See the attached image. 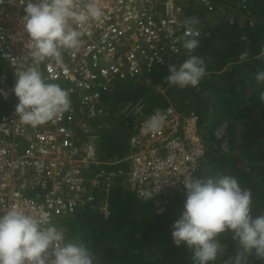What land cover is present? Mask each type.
I'll use <instances>...</instances> for the list:
<instances>
[{
	"label": "trees",
	"instance_id": "trees-1",
	"mask_svg": "<svg viewBox=\"0 0 264 264\" xmlns=\"http://www.w3.org/2000/svg\"><path fill=\"white\" fill-rule=\"evenodd\" d=\"M242 2L211 0L214 8L209 15L205 13L206 8L192 1L183 7L186 21L195 18L197 22L192 26L200 24L203 31L212 32L210 37L199 40V46L192 53L204 60L207 69L199 86H168L164 81L168 66L162 65L152 72L143 71L135 81L121 84L114 93L105 95L103 105L107 110L102 115L88 118V112H79L90 133L84 127H77L75 143L84 150V144L90 143L89 136L95 135L96 156L101 162H107L84 169L86 178L92 168V174L97 167V171H109L121 167V163L110 164L129 161L131 138L137 134L141 120L129 116L122 123L119 120L122 113L132 110L146 118L150 113L172 106L182 116L195 112L200 118L205 156L195 178H216L225 165H232L242 188L249 189L253 196L251 216L264 214V101L260 100L264 81L256 79V72L264 70V0H245L246 10ZM232 12L236 13L235 22L230 23ZM242 52L248 53L244 61L239 59ZM175 59L177 66L183 62L181 58L179 62ZM146 73L153 83L148 81ZM14 84L15 76L0 59V89L7 93V97L0 95V117L10 113L18 103L15 94L5 88ZM58 84L68 90V86ZM161 88L165 91H160ZM69 98L73 106L78 105V95L69 93ZM224 119L227 128L223 138H218L214 130ZM203 127L209 128V133ZM124 136L130 149L127 155L120 153L118 147L119 139ZM224 139H228L226 144ZM119 188L113 185L108 196L96 190L94 201L76 215L58 219L56 223L64 227L66 237L87 246L95 257V264H194L192 250L184 243L177 246L171 235L173 223L184 209L186 192H175L166 206L163 195L147 200L138 197L135 191H118ZM105 198L108 203L104 202ZM233 237L230 230L219 234L217 239L222 247L213 264H235V256L242 249ZM245 255L247 264H264V259L254 250Z\"/></svg>",
	"mask_w": 264,
	"mask_h": 264
},
{
	"label": "built area",
	"instance_id": "built-area-1",
	"mask_svg": "<svg viewBox=\"0 0 264 264\" xmlns=\"http://www.w3.org/2000/svg\"><path fill=\"white\" fill-rule=\"evenodd\" d=\"M141 2L146 5L140 13L135 12ZM101 3L106 17L92 25L79 51L61 49L62 64L47 58L35 65L45 82L63 83L69 93L78 95V105L73 106L70 100L69 114L66 111L38 126L23 123L16 105L0 117V213L16 206L34 216L46 214L53 224L55 219L74 216L93 202L95 188L87 187L82 171L95 160V148L89 146L87 154L78 159L79 150L68 126L75 109H88L90 116L101 114L105 94L112 93L125 79L170 65L189 38L185 35L189 25L180 18L181 8L173 2L167 3L165 17L154 12L153 0ZM8 6L15 7V12H8ZM22 11L19 0H0L4 20L21 21ZM20 24L15 23L13 30L0 27V51L14 66L15 75L34 66L28 50L29 36ZM192 31L198 33L194 38L202 34L197 28ZM161 114L166 120L159 132H145L149 120L145 119L131 138L129 161H117L122 168L108 176L100 173L105 180L93 181L99 191L108 193L119 176L127 175L130 187L140 196L164 192L167 198L175 192H186L184 177L179 175L192 174L195 178L202 157V141L196 135L198 117L182 116L173 107ZM50 253L51 249V258Z\"/></svg>",
	"mask_w": 264,
	"mask_h": 264
},
{
	"label": "clouds",
	"instance_id": "clouds-1",
	"mask_svg": "<svg viewBox=\"0 0 264 264\" xmlns=\"http://www.w3.org/2000/svg\"><path fill=\"white\" fill-rule=\"evenodd\" d=\"M191 1L201 8L202 6L206 8L205 13L207 12V15L212 13L214 6L211 0H153L154 12H158L160 17L166 16L167 3H175L176 7L181 8L180 18L189 25L185 33L186 37L189 38L184 41L182 49L175 55L177 62H179V58L183 62L177 66L174 61L175 57H173L171 64L168 65L169 75L167 74L164 78L168 86L172 84L180 88L197 87L207 72L204 60L197 55H192V53L199 46V40L204 39L205 36L210 37L212 32L210 30L203 31L200 24L192 26L191 24L197 22L195 18L186 21V18H184L186 12L183 7L189 5ZM19 3L23 6V14L20 16L21 21L16 18L4 20V16L3 18L0 16V27L12 28L13 30L15 23H21L20 25L25 28L29 36L28 50L34 66L15 75L14 66L10 60L3 57L2 51H0V59L10 66L11 69H9L15 76L14 86H5V88L10 93L13 92L14 97L18 100L15 110L19 119L25 124L38 126L53 120L66 111L69 114L71 101L68 90L62 88L59 84L45 82L41 72L35 65L47 58H53L58 64H62L61 49L79 51L84 44L83 38L91 34L92 25L102 23L105 19L106 10L101 0H19ZM145 5V2L139 3V9L135 12L140 13ZM241 6L243 10H246L245 0H243ZM15 9L13 6H8L7 11L15 12ZM235 14L234 12L230 14V23L235 22ZM0 15L4 14L0 13ZM250 23L252 24L253 21L250 20ZM191 27L200 30L202 32L201 36L194 38V35H198V33L194 34ZM242 39L246 38L242 37ZM247 58V52H242L239 56L241 61ZM147 74L145 75L148 81L153 83L152 77ZM136 78L125 79L118 83L116 87L128 81H135ZM256 79L264 81V70L256 72ZM160 91L164 92L165 90L161 88ZM114 92L115 90L112 93ZM0 95L7 97V93L2 89H0ZM260 100L264 101V93L261 94ZM100 106L103 108L102 115L107 110V107L103 105V100ZM169 107L172 106H167L160 112L150 113L146 118L139 115L141 124L145 119H149L146 121L144 131L159 132L166 120L165 115L161 113ZM83 111L77 107L73 120L68 122L73 138L77 134V127H84L87 129L86 132L90 133L88 125L83 123L82 118H80L81 115H79V112ZM85 111L89 114L88 109H85ZM96 114L99 113L96 112ZM193 115L198 117L196 135L202 141V157H204L205 146L200 134V118L198 113L195 112L189 117ZM93 116L88 115V118ZM139 127L140 125L138 130ZM203 130L209 133V128L203 127ZM223 135L221 137L216 136L223 138ZM88 140L90 143L84 144V150L76 143L79 150L78 159L87 154L86 151L89 146L95 148V139L92 138V135L89 136ZM226 143L224 139V144ZM82 151L85 152L84 155ZM94 163H97V166L107 164V162L103 163L98 160L97 156H95L94 161L92 160L90 166ZM115 164L117 163L110 165ZM89 167H85V169ZM98 168L94 170L93 174L92 168L88 178L83 173L86 182H88L86 183L87 187L88 185L93 186L95 191L99 190L96 183L93 184V181L105 180V177L100 178L99 174L103 173L108 176L110 172L122 168V163L121 167L109 171H106V169L97 171ZM179 176L184 177L183 184L186 189V199L180 218L173 223L171 235L177 246L184 243L192 250L194 264H213L217 260L222 247L217 237L229 230L234 233L233 238L238 240L239 249H242L235 256V264H247L245 254H250L253 250L259 258L264 259V214L256 218L251 216L252 196L249 189L242 188L239 180L233 175H220L216 178L207 177L206 179L193 178L192 174L186 175L184 173ZM113 185L120 186L118 191L120 189L127 191L130 189L135 191L138 197L147 200L163 195L162 201L168 206L170 196L166 198L164 192L157 194L147 192L144 194L145 196L138 195L137 191L130 187L127 175L119 176ZM100 192L108 196L106 190ZM104 202L108 203V198H105ZM85 207L86 205L83 208ZM58 219L60 218L55 219L53 225L46 214L34 216L27 214L16 206L0 213V264H95V257L87 246L77 241L66 240L68 238L63 229L64 227L62 228L61 225L59 226L56 223ZM49 249H51V258L49 257Z\"/></svg>",
	"mask_w": 264,
	"mask_h": 264
},
{
	"label": "rangeland",
	"instance_id": "rangeland-1",
	"mask_svg": "<svg viewBox=\"0 0 264 264\" xmlns=\"http://www.w3.org/2000/svg\"><path fill=\"white\" fill-rule=\"evenodd\" d=\"M9 66V65H8ZM10 68V66L8 67ZM11 69V68H10ZM264 93V92H263ZM129 116L135 117L137 120H139V114L137 112H133L132 110L127 111V113H122L119 116V120L120 122L124 123L126 122V119L129 118ZM227 128V120H223L214 130V133L218 136L221 137L224 134L225 129ZM120 141H118L119 145V150L121 151L120 153L127 155L128 152L130 151L129 147L126 145L127 143V138L122 137L119 139ZM226 141H228V139H225V143ZM219 175H233L234 176V172H233V168L232 165H225L223 169H221L218 172ZM252 196V194H251ZM253 197V196H252ZM74 241V240H72Z\"/></svg>",
	"mask_w": 264,
	"mask_h": 264
},
{
	"label": "bare ground",
	"instance_id": "bare-ground-1",
	"mask_svg": "<svg viewBox=\"0 0 264 264\" xmlns=\"http://www.w3.org/2000/svg\"><path fill=\"white\" fill-rule=\"evenodd\" d=\"M59 223V222H58ZM59 224H61V223H59ZM71 241V240H70Z\"/></svg>",
	"mask_w": 264,
	"mask_h": 264
}]
</instances>
